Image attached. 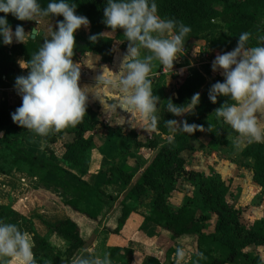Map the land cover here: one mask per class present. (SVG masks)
Instances as JSON below:
<instances>
[{"label":"trees","instance_id":"obj_1","mask_svg":"<svg viewBox=\"0 0 264 264\" xmlns=\"http://www.w3.org/2000/svg\"><path fill=\"white\" fill-rule=\"evenodd\" d=\"M37 2L42 8H46L52 0H37ZM66 2L77 5V15L88 14L92 16L95 28L111 30L103 23V12L107 0H66ZM156 4L158 14L162 18L182 21L186 26H190L191 31L185 38L184 45L187 50L192 38L204 39L210 48L229 50L237 46L241 33L248 32L254 26L264 29V0H156ZM2 16L5 14L0 13V17ZM48 17L63 20L62 16L49 15ZM6 18L10 26L20 21L11 14H7ZM120 32L117 30L115 35L119 36ZM97 34L100 33L91 31L88 34L86 49L99 54L103 61H109L112 58L110 47L114 36L105 34L95 43L89 40V36ZM46 39L50 38L44 34H36L33 38L29 37L25 43L18 42L13 46L18 48L23 54L24 60L28 61ZM248 46L255 47L251 41H248ZM28 71L26 69V72L22 73L19 68L13 66L11 45L3 44L2 37H0V88L15 86L16 77L26 76ZM217 81L223 82V78L215 76L208 81L199 69L180 67L174 73L172 82L167 85L165 75L161 73L152 85L153 94L161 98V104H158L157 115L159 120L156 129L162 133L171 132L172 138L160 142L152 137L146 142H142L136 138L135 132L123 134L124 131L118 130L121 135H124L136 146H148L154 149V153L138 173L133 166L126 162L110 167L108 181L115 177L121 181L124 187L127 186L122 199L118 202L121 212L117 218L118 224L115 225L114 231L120 229L133 205L152 193L146 219L158 225L161 231L176 244L177 247H171V251L184 248L190 252L188 264L236 263L241 258L249 260L252 264H263L259 255L252 254L245 248L250 244H264V218L255 219L250 225L244 224L241 221V208L227 200L229 183H226L217 173L211 172L205 175L198 170L185 167V159L181 153L188 145L191 136L197 137L201 131H196L190 135L176 127H169L165 122L171 119L186 120L189 124L202 125L206 130L210 124L211 131L207 132L211 140L220 145L229 144L227 132L233 135H237V133L222 120H217L214 114V110L220 107L227 98L220 96L217 98V103L213 104L208 97L211 85ZM197 92L200 93L201 99L194 110V114L186 113L182 117H176L167 112V100L169 98L174 104L184 105ZM21 104L22 98L20 96L11 100L5 95L0 99V129L9 128L15 133L13 136L8 133L0 135V141L5 143L4 149L7 150L0 153V160L9 161L8 158L10 157L11 166L23 162L29 168L35 165L40 166L47 172L56 175L69 173L66 167L59 164L50 148H47V155L45 153L38 155L25 148L24 139L29 131L14 123L11 118V114ZM99 124L107 126L99 118L96 110L87 107L83 120L75 127L69 126L60 132H53L47 137H41L55 141L56 137L64 132L73 133V140L65 144L63 157L68 162L74 161L72 159L77 161L76 158H79L84 151L93 145L92 135L85 136V132L95 129ZM112 129L117 130L115 127ZM245 143L241 155L252 158L253 161L250 165L252 179L264 188V143L248 144L246 141ZM8 171L9 168H6L5 164H0V172L6 173ZM136 174L138 175L135 177ZM180 177L197 181L200 205L202 206L200 213L190 198L186 199L177 209L171 210L169 208L166 196L176 189L177 180ZM81 189L83 190L81 194H84L86 190H91V187L86 181H83ZM64 203L67 205L70 214L49 224L54 233L67 241L63 251L55 247L45 236L35 232L32 235L33 252L51 257L46 264H73L74 259L80 257L82 250H87L93 246L97 234L96 227L100 220L97 214H92L81 208L79 199L68 198ZM211 214L215 215L213 229L206 231L205 227L211 218ZM79 215L87 217L93 224L87 235L84 234L81 225L78 223ZM121 250L124 251V255L131 251L129 247L115 246L109 250V253L116 255ZM199 253H203L204 259L199 257ZM149 264L173 263L172 261L160 262L157 258H153Z\"/></svg>","mask_w":264,"mask_h":264},{"label":"clouds","instance_id":"obj_2","mask_svg":"<svg viewBox=\"0 0 264 264\" xmlns=\"http://www.w3.org/2000/svg\"><path fill=\"white\" fill-rule=\"evenodd\" d=\"M77 5L66 0H52L42 8L37 0H0V37L3 44L25 43L26 33L21 25L15 31L9 25L7 14L20 21L34 20L36 17L62 16L51 38L43 41L30 60L20 61L21 68L28 69V75L16 77L15 89L22 98V104L11 114L14 123L37 135L47 137L50 133L78 125L84 118L91 92L104 106L106 117L112 125H143L149 132L156 128L159 117L158 104L161 98L153 94L150 74L158 62L166 70H172L174 61L184 51L185 38L191 31L182 21L162 18L158 14L156 0H107L103 23L111 33L122 31L127 41L116 71L104 66L89 87H81V68L95 65L85 56L74 61L75 33L81 27L88 28L87 17L76 14ZM106 33L89 36L95 43ZM250 33L240 34L237 46L223 54H218L212 62V71L223 70V82L211 85L208 97L215 104L220 96L227 99L214 110L217 120L229 125L238 135L234 144L241 147L248 144L264 143V46L249 47ZM143 50V51H142ZM194 49V54H199ZM200 93H195L184 105L174 104L169 98L167 112L182 117L193 113L200 103ZM128 113L127 119L117 111ZM169 127L193 134L206 130L202 125L189 124L186 120H166ZM2 135V134H0ZM34 244L29 233L22 232L16 224L0 221V260L11 264V259L22 264H36ZM183 248H177L174 256L177 264L184 257ZM204 259L203 253L198 254ZM7 258V259H5ZM73 264H112L110 253L103 257H77Z\"/></svg>","mask_w":264,"mask_h":264},{"label":"crops","instance_id":"obj_3","mask_svg":"<svg viewBox=\"0 0 264 264\" xmlns=\"http://www.w3.org/2000/svg\"><path fill=\"white\" fill-rule=\"evenodd\" d=\"M45 18L47 19L48 17H36L37 22L34 20L19 21L12 24L11 27L13 31H15L16 26L21 25L26 33L32 32V29L36 28L37 29L36 34H39L38 31H42L41 34L47 36V34L45 33L46 30L43 27H40V23L43 20H46ZM258 27L254 26L249 30V31L255 30L253 33L249 32L251 37L249 38V41L253 43V46L254 45L264 46V31H262V34L256 32V28ZM92 31L98 33H106L108 35L114 36V39L110 47V50L112 51V58L109 61H103L99 54L86 49V40L90 32H88V29L84 27H81V29L77 30V32L75 33V40L77 39L76 41L79 43L80 45L79 48H81V50L75 48L74 51L76 52L77 55L76 54L74 55L73 57L74 61H81L85 56L86 58H89L92 61V63L95 65L94 69L89 68L87 66L81 68L80 86L82 88L86 86L91 88V86L95 83L96 77L101 73L103 69L101 67L107 66L113 71L118 70L120 63L117 65V59L121 61L122 56L127 49V44L124 41L117 43V41H119L120 39H118L115 33H111L112 30H107L98 27ZM29 37H31V35L26 37V41L28 40ZM15 43L18 42H16L14 38L13 43L11 44V56L15 55V57H13L14 58L13 60L11 57V62L14 67L19 68L22 73H25L26 69L21 68L20 66V61H25V60L21 52L16 53L17 48L13 46ZM190 45H191L190 51L189 49L188 50L184 49V51L179 53L180 56L174 62L178 63L180 66L184 65L199 69L205 75L208 81L215 76H220L224 79L222 74L223 73L222 69H218L216 72L212 71V62L218 54H223L225 52H228L229 50L232 51L235 47L229 50H221L216 48L214 49L208 47L205 41H201L200 39H196V38H192L190 40ZM194 49H198L200 53L194 54ZM185 59L186 62L184 63ZM163 71H165L164 68ZM158 75L154 76L153 72L150 74L152 79V85ZM0 90H2L1 93L2 98L5 95H7L11 100H14L17 96H20L18 95L15 86L8 88H0ZM87 107H91L92 109L96 110L98 112L99 118L105 124H107V126H105L104 124L103 125L99 124L95 129L85 132L84 134L85 136L92 135L93 145L90 146L86 151H84L79 158H76L78 159L77 161H75V159H72L74 161L68 162L67 159L63 157L64 156L63 154L65 152V144L73 140L74 138L73 133L64 132L61 135L57 136L55 141H49L47 139H44V142L45 141L46 143L49 142L51 145L44 147L42 146L39 137H37V135L34 132L28 130L29 133L26 135L24 139L25 148L30 152H33L38 155L44 153L46 154L47 148H50L52 150V154L56 156V159L58 160L59 164L66 167L69 173L67 172L64 174L56 175L47 172L44 168L40 166L35 165L29 168V166L23 162L13 165L12 168L9 169V171L6 173L0 172V209L5 211L4 218L2 221L5 223L16 224L22 232L29 233L32 242H33L32 235L34 234L35 231L38 232V234L45 236L49 240L51 237L56 235V233H54L51 230L49 224L59 218L67 217L70 214V212L68 210L67 205L64 202L68 198H76L79 199V206L81 208L88 210L92 214H97L98 218H100L96 227L97 234L93 246L87 250H82V252L80 253L81 254L80 257H89V258L96 256L102 257L105 252L109 253V250L112 247L120 246V247H129L131 249V251L126 254L128 256H131L133 254L136 257L139 256V254H141L142 256L141 261L143 262L141 264H149L153 258H157L160 262L172 261L173 264H177V258L174 256L175 251L170 250L171 247L172 248L177 247L176 244L172 242V240L170 247L167 249L166 253L164 254L163 259L161 258V255L160 256L156 255V257L151 256L153 255L152 253L155 250L159 254L164 252L163 247L157 246L158 244H156V241H158L159 238V234L161 233V228L155 223L146 219V215L148 214V211L150 209V203L153 196L152 193H149V195L145 197L143 200L134 204L133 208L129 210L125 218V221L121 224L120 229L118 231H114L115 225L118 224L117 218L121 212L118 202L119 200L122 199L127 186L125 187L123 186L121 193L118 194L117 192H114L113 188H114V184H116L117 182L121 183V181L115 177L111 181H108V175H109L108 171L111 166L118 164L115 163L114 160H117V157H115V153L117 154L119 152V148L115 146V142H114L115 139L110 135L109 130H113L112 129L113 127L117 129L116 131L118 130L124 131V128L132 129L129 131L135 132L136 138L142 142H146L148 140L145 138V134L148 132L143 130L144 128L143 125L139 127L135 125L131 126L127 122L123 126H119V125L114 126L112 124L115 123V116L111 118V121L109 123L105 114L104 106L101 104L99 100L94 98L91 92L89 93V102ZM117 111L121 116H124L127 119L128 113L122 112L119 109H117ZM151 132L160 133L162 137L168 135L170 137L169 139L172 138L171 132L162 133L156 128ZM139 133H142L143 138L140 136H138L139 138L137 137V134ZM123 134H126V132H124ZM68 135H70V137ZM237 135H233L230 132H227L226 136L230 140V143L223 144L221 146L225 147V146L235 145L234 141L237 139ZM120 136L124 137V135L121 134ZM202 137L208 138L207 141H211V138H209L210 136L208 137L206 134L201 132V134L197 137L191 136L189 142L200 144L201 143L200 140L202 139ZM61 141H62V147L60 148V152H58L57 150L54 149V146L52 145H55L57 142H61ZM245 144L246 143H244L241 147H239L240 155ZM134 146L137 148L147 147L150 150H152L153 152H151L152 154L150 155L149 159L154 153V149H151L148 146L145 145L136 146L135 144ZM201 153L205 154L203 151H201ZM241 157L248 158L250 161V165L252 164L253 160L251 157L249 156L245 157L242 155ZM95 162H98L96 168H95ZM123 162H126L127 164L131 165L126 160ZM134 169L136 168L134 167ZM85 172H87L88 174L90 172H93L94 174L96 173L101 177L103 176L101 181H99L100 184L97 185L94 184L96 185L95 186L96 188L98 185L99 188L101 185L111 186V189L109 187L110 190H107L105 193L99 191L100 193L99 195L101 199L97 197L98 189L96 188L94 189L96 195H93L94 192L90 193L91 190L89 191L86 190L84 194H81V192L83 191L81 189L82 182L83 181L87 182L85 176L83 178L84 175L83 173ZM137 172H140V170ZM93 181L94 180L92 179L91 183H93ZM108 207L110 208L108 209ZM178 207L179 206H177L174 209H177ZM25 211L27 213L28 212L31 213L32 216L28 215L27 216L28 219L24 218V222H23V219H20L18 217V214L23 213ZM211 215H213L214 217L213 218V222H214L215 215L214 214ZM78 221H79L78 223L81 225L84 234L87 235L88 231H90L93 227L91 220L88 219L87 217L85 218L83 215H79ZM32 227H34V230L32 229ZM49 241L51 242V240ZM251 245L261 246V245L250 244L247 247ZM183 250L185 252V255L187 254L188 256L187 259L188 258L190 259V253H188V251L184 248ZM33 253L35 254L36 264H46L42 254H37L35 252ZM119 255H124V251L123 250L118 251L116 255L110 254V258L112 259L114 256L118 257ZM184 257L179 261L180 264L188 263L189 259L187 260ZM0 264H4V261L0 260ZM11 264H22V262L16 259H11Z\"/></svg>","mask_w":264,"mask_h":264},{"label":"rangeland","instance_id":"obj_4","mask_svg":"<svg viewBox=\"0 0 264 264\" xmlns=\"http://www.w3.org/2000/svg\"><path fill=\"white\" fill-rule=\"evenodd\" d=\"M84 16L87 17L88 20L90 21V25L86 29H88V32H91L92 30L95 29L94 18L88 14H85ZM58 20H62V19H54V18L48 17L46 20H43L40 23V27H43L46 30L45 33L47 34L49 38H51L52 32L56 30V23ZM254 31L253 30L248 31V33L249 32L253 33ZM262 31H264V29H262L261 27L256 28V32H259L260 34H262ZM117 37L120 40L123 39L122 31L120 32V35ZM196 39H200V38H196ZM200 40L205 41L204 39H200ZM124 42L127 44V41H124ZM191 45L189 46V51L191 49ZM79 47L80 45L76 41V49L81 50V48ZM19 52L20 50L17 48L16 53H19ZM11 57L13 60L14 59L13 57H15V55ZM185 62H186V59L184 60V63ZM119 63L120 61L117 59V65ZM180 67H189V66H184V65L180 66L178 63L174 62V66L172 70L165 69V71H163V67L159 65V63L157 62L156 66L153 67L152 72L154 76L164 73L167 85H169V82H172L173 80L174 73L177 72L178 68ZM1 93H2V90H0V94ZM1 98H2V94L0 95V99ZM129 130H132V129L124 128V132L126 133L130 132ZM3 133H8L11 136L15 135V133L11 131V129L9 128L0 129V134H3ZM109 133L115 139L114 140L115 146L119 148V152L117 154L115 153V157H117V160H114V162L118 164H122L123 161L126 160L132 166L136 168V171L141 170V168L146 164L150 155L152 154L151 152L153 151L147 147H141V148L135 147L134 144L130 142L128 139L124 138L123 136H120V134L116 130H109ZM203 133L209 137V134L207 131H204ZM68 136L70 137V135ZM138 136L143 138L142 133L137 134V137ZM37 137H39L42 143V146L44 147L51 146L49 142L48 143H46V141L44 142L43 137L38 136V135ZM152 137L156 138L157 141H160V142L166 141L170 138L168 135L167 136L165 135L164 137H162L160 133H156V132L153 133L151 131L145 134V138L148 140ZM207 140L208 138L202 137V139L200 140L201 142L200 144L189 142L188 145H186V147L183 149L181 153L185 159V167L188 169L193 168L195 170H199L205 175H208L211 172L217 173L225 180L226 183H229L227 200L231 204L235 205L236 207L241 208V221L244 224L250 225L255 219L264 218V188L259 187L258 184L253 181L249 159L241 157L240 149L237 148L235 145L223 147L220 144L215 143L213 140H211L212 142L207 141ZM4 144L5 143L0 141V153L7 151L4 149ZM52 146H54L55 150L60 152V148L62 147V141L57 142L55 145H52ZM201 151H203L205 154H202ZM8 159L9 161L0 160V164L3 163L5 164L6 168L11 169L13 165L11 166L10 164V157ZM97 163L98 162H95V168L97 166ZM90 173L89 174L87 172L83 173L84 174L83 178L85 176V179L87 180L88 185L91 187L90 193L91 192L93 193L94 189L96 188L95 186L97 184H100L99 181H101L103 176L101 177L97 175L96 173L94 174L93 172H90ZM137 175L138 174H136L135 177ZM92 179L94 180L93 183H91ZM101 186L99 188V185H98L96 188L98 189L97 197H99L100 199L101 197L99 195L100 194L99 191H102L103 193H105L107 190L111 189L110 185H101ZM197 188H198V185H197L196 180L193 181L192 179L180 177L177 180L176 190L172 191L166 196V200L169 204L168 205L169 208L171 210H174V208H176L177 206H180L186 199L190 198L194 202V205H196L198 213H200L202 210V206L200 205L201 204L200 195L198 193ZM122 189H123V185L121 183L117 182L116 184H114V188H113L114 192H117L118 194H120ZM95 193L96 192H94L93 195H96ZM0 211H1L0 221H2L4 218L5 211L1 209ZM28 213L26 211L23 213H19L18 217L20 219H23V222H24V218L28 219L27 217L28 215L32 216L31 213L29 214ZM213 218H214L213 215H211V218L207 222V225L205 227L206 231L211 230L213 228ZM32 229L34 230V227H32ZM35 233L38 234V232L36 231ZM49 240H51L52 244L55 247H57L58 249L62 251L67 245V241L58 234L54 235ZM156 244H158L157 246L163 247L164 252L159 254L155 250L153 251L152 253L153 255L151 256L156 257V255H159V256L161 255V258L163 259L164 254L166 253L167 249L170 247L171 240L167 234L161 231V233L159 234L158 241H156ZM245 250L251 252L252 254L259 255L264 264V245H261V246L251 245L247 247ZM188 253L190 252L188 251ZM42 256L44 257L45 262L49 261L51 258L45 254H42ZM184 256H185L184 258L187 259L188 257L187 254ZM141 257H142L141 254H139V256H136V257L135 255L132 254L131 256H128V255H119L118 257L114 256L112 259L111 258L110 259L112 261V264H141L143 263L141 261L142 259ZM183 264H186V263H183ZM227 264H252V263L249 260L241 258L236 263H227Z\"/></svg>","mask_w":264,"mask_h":264},{"label":"water","instance_id":"obj_5","mask_svg":"<svg viewBox=\"0 0 264 264\" xmlns=\"http://www.w3.org/2000/svg\"><path fill=\"white\" fill-rule=\"evenodd\" d=\"M34 29H36V28H33L32 31H33ZM36 33H37V29H36L35 33L31 35V38H33V37L35 36ZM38 33L41 34L42 31H38ZM175 95H176V94H175Z\"/></svg>","mask_w":264,"mask_h":264},{"label":"built area","instance_id":"obj_6","mask_svg":"<svg viewBox=\"0 0 264 264\" xmlns=\"http://www.w3.org/2000/svg\"><path fill=\"white\" fill-rule=\"evenodd\" d=\"M180 68H178V70H179Z\"/></svg>","mask_w":264,"mask_h":264}]
</instances>
